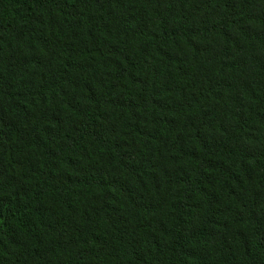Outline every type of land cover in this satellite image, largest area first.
Listing matches in <instances>:
<instances>
[{
  "label": "trees",
  "instance_id": "obj_1",
  "mask_svg": "<svg viewBox=\"0 0 264 264\" xmlns=\"http://www.w3.org/2000/svg\"><path fill=\"white\" fill-rule=\"evenodd\" d=\"M0 264H264V0H0Z\"/></svg>",
  "mask_w": 264,
  "mask_h": 264
}]
</instances>
